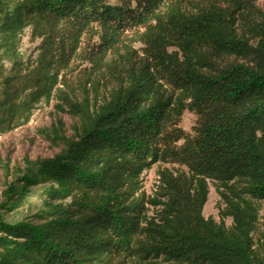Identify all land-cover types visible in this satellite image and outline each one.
<instances>
[{"label":"trees","instance_id":"trees-1","mask_svg":"<svg viewBox=\"0 0 264 264\" xmlns=\"http://www.w3.org/2000/svg\"><path fill=\"white\" fill-rule=\"evenodd\" d=\"M43 105L0 264H264V0H0V137Z\"/></svg>","mask_w":264,"mask_h":264},{"label":"rangeland","instance_id":"rangeland-1","mask_svg":"<svg viewBox=\"0 0 264 264\" xmlns=\"http://www.w3.org/2000/svg\"><path fill=\"white\" fill-rule=\"evenodd\" d=\"M38 42L30 39L29 34L22 38L20 55L27 59L35 55ZM54 118L51 107L42 106L37 109L28 125L0 137V218L5 222L20 221L35 214L44 200L43 186H35L26 192L19 202H16L13 192L19 188L18 184L24 178L27 162L49 158L54 150L38 135L39 129L49 126ZM195 116L185 112L182 115L180 127L186 133H191L195 123ZM145 192L150 195L157 184L156 168L143 176ZM218 196L210 187L207 202L203 208V216L219 222L217 215ZM225 224L229 226L230 220Z\"/></svg>","mask_w":264,"mask_h":264}]
</instances>
